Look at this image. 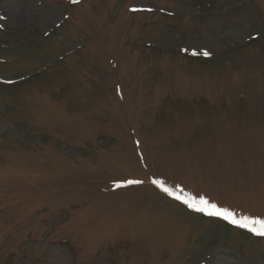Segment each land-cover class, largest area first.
I'll return each mask as SVG.
<instances>
[{"label": "rangeland", "instance_id": "1", "mask_svg": "<svg viewBox=\"0 0 264 264\" xmlns=\"http://www.w3.org/2000/svg\"><path fill=\"white\" fill-rule=\"evenodd\" d=\"M175 195L264 220V0H0V264H264Z\"/></svg>", "mask_w": 264, "mask_h": 264}, {"label": "snow or ice", "instance_id": "2", "mask_svg": "<svg viewBox=\"0 0 264 264\" xmlns=\"http://www.w3.org/2000/svg\"><path fill=\"white\" fill-rule=\"evenodd\" d=\"M136 10L137 9L135 8L132 9V11H136ZM192 54L197 55L198 53L193 52ZM202 55L207 57L210 55V53L207 51H203ZM139 183H141V181H133V180L127 181V184H139ZM153 183L158 184V186H160L163 189V191L167 192L169 195H173V193L168 188L163 187V185L160 184V182L153 181ZM122 186L123 185H121L120 183H117L115 185L116 188H120ZM175 199L182 201L189 208H194L197 212L205 213L209 216L222 217L223 219L228 220L233 224H239L240 227L250 228V230L256 232V234L260 236H264V220L257 219V220L249 221L247 217L243 218V220H238L235 218L234 214L230 212L228 209L218 207L215 203H210L204 197H200L199 199L195 197L191 199H185L180 195H175ZM254 224L260 225L259 229L255 227H251V225Z\"/></svg>", "mask_w": 264, "mask_h": 264}]
</instances>
